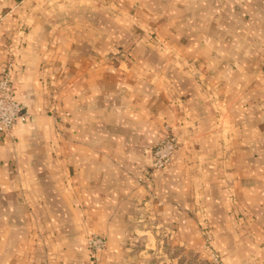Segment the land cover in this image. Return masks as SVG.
Returning a JSON list of instances; mask_svg holds the SVG:
<instances>
[{
	"label": "crops",
	"instance_id": "1",
	"mask_svg": "<svg viewBox=\"0 0 264 264\" xmlns=\"http://www.w3.org/2000/svg\"><path fill=\"white\" fill-rule=\"evenodd\" d=\"M9 48L0 264H130L153 224L264 264V0H0Z\"/></svg>",
	"mask_w": 264,
	"mask_h": 264
},
{
	"label": "rangeland",
	"instance_id": "2",
	"mask_svg": "<svg viewBox=\"0 0 264 264\" xmlns=\"http://www.w3.org/2000/svg\"><path fill=\"white\" fill-rule=\"evenodd\" d=\"M150 230L151 236L141 234L133 240V249L128 259L130 264H238L241 263L240 253L245 250H235L231 255H224L215 246V236L206 231L198 238H193L191 235L177 236L172 229L163 231L156 224ZM238 245L240 248L241 245ZM251 250L249 253L254 255V249Z\"/></svg>",
	"mask_w": 264,
	"mask_h": 264
},
{
	"label": "built area",
	"instance_id": "3",
	"mask_svg": "<svg viewBox=\"0 0 264 264\" xmlns=\"http://www.w3.org/2000/svg\"><path fill=\"white\" fill-rule=\"evenodd\" d=\"M5 64L0 67V140L10 133L16 123L25 122L29 114L24 110L21 102L16 98L12 86L11 72L14 66L11 48ZM179 148V141L175 134L168 131L165 137L152 147L153 162L141 182L150 183L152 174L164 170L174 159ZM106 248V238L101 235H92L88 239V249L91 258L96 263L98 255Z\"/></svg>",
	"mask_w": 264,
	"mask_h": 264
}]
</instances>
